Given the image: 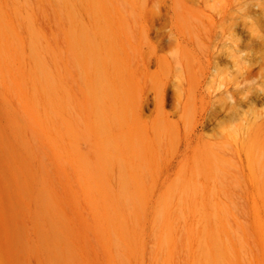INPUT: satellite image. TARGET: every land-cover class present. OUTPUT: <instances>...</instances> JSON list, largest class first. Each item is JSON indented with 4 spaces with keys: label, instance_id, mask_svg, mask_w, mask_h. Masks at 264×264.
Here are the masks:
<instances>
[{
    "label": "rangeland",
    "instance_id": "obj_1",
    "mask_svg": "<svg viewBox=\"0 0 264 264\" xmlns=\"http://www.w3.org/2000/svg\"><path fill=\"white\" fill-rule=\"evenodd\" d=\"M0 264H264V0H0Z\"/></svg>",
    "mask_w": 264,
    "mask_h": 264
}]
</instances>
